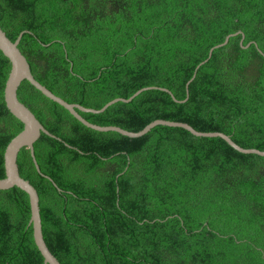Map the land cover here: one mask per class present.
<instances>
[{
	"label": "trees",
	"instance_id": "obj_1",
	"mask_svg": "<svg viewBox=\"0 0 264 264\" xmlns=\"http://www.w3.org/2000/svg\"><path fill=\"white\" fill-rule=\"evenodd\" d=\"M0 25L34 77L90 123L140 132L156 120L264 151V0H0ZM215 49L207 63L211 49ZM249 47H246L248 46ZM246 48H244V47ZM0 50V179L23 130L7 110ZM196 74L195 79L188 82ZM188 86V87H187ZM18 97L58 138L18 156L61 264H264V156L220 137L156 126L139 138L88 128L25 80ZM31 206L0 190V264H45Z\"/></svg>",
	"mask_w": 264,
	"mask_h": 264
},
{
	"label": "water",
	"instance_id": "obj_2",
	"mask_svg": "<svg viewBox=\"0 0 264 264\" xmlns=\"http://www.w3.org/2000/svg\"><path fill=\"white\" fill-rule=\"evenodd\" d=\"M1 13V8H0ZM25 32L21 33L16 41H12L7 34L3 31L0 25V50L3 54L10 60L12 68L10 71V75L6 82L4 98L6 102V108L9 110L22 124L23 130L9 143L5 151V178L0 179V190H8L13 187H18L24 192H26L30 198V206H31V219L30 225L33 226L34 230V242L36 243L39 251L44 257L45 264H61L59 260L53 255L50 251L47 243L45 242L44 234H43V225H42V217H41V209H40V197L37 189L31 184L29 180L24 179L20 176V169L18 165V156L20 151L27 147L30 149L31 156L33 158L34 164L41 176H44L51 180L50 177L43 175L41 172L40 166L37 162L35 156V143L41 138V135L44 133L52 138H58L57 135L49 132L42 123L38 120L36 115L28 109V107L22 103L18 97V91L21 87L22 83L27 80L29 81L35 88L41 91L46 97L50 98L54 102L63 106L64 109L68 110L76 119L82 122L88 128H91L100 132H118L122 135L131 137V138H139L150 132L154 127L162 125L168 127H181L193 135L198 137H220L228 142L234 149L244 154H257L260 156H264V151H260L258 149H246L235 143L230 136L221 133V132H199L190 126L187 123L181 122H172L166 120H156L146 126L140 132H130L125 129H122L117 126H99L87 121L80 113H94L100 114L106 111V109L115 105L116 103H130L144 91L148 90H161L170 93V90L161 87H146L139 91H137L133 96L128 99L125 98H116L111 102L107 103L102 109L95 110L90 108H85L79 104H71L62 99L61 97L55 95L52 91H50L47 87L42 85L32 74L31 66L21 50L19 49L20 41L23 38ZM242 34L243 39L241 44L245 39V35L242 32H238L232 35H229L223 44H219L218 46L211 49L209 58L205 60L198 69L208 62L210 57L212 56L215 49L226 46L229 43L230 38ZM244 47V46H243ZM246 47H249L246 46ZM244 47V48H246ZM196 74H194L193 78L188 82V85L195 79ZM188 87V86H187ZM176 102L184 103L186 100L179 101L173 96ZM59 139V138H58ZM60 140V139H59Z\"/></svg>",
	"mask_w": 264,
	"mask_h": 264
}]
</instances>
